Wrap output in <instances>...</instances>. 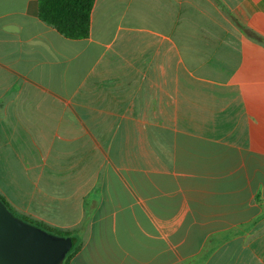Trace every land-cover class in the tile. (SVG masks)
<instances>
[{
	"label": "crops",
	"instance_id": "crops-1",
	"mask_svg": "<svg viewBox=\"0 0 264 264\" xmlns=\"http://www.w3.org/2000/svg\"><path fill=\"white\" fill-rule=\"evenodd\" d=\"M254 157L264 0H95L84 39L0 0V196L69 264H264Z\"/></svg>",
	"mask_w": 264,
	"mask_h": 264
},
{
	"label": "water",
	"instance_id": "water-1",
	"mask_svg": "<svg viewBox=\"0 0 264 264\" xmlns=\"http://www.w3.org/2000/svg\"><path fill=\"white\" fill-rule=\"evenodd\" d=\"M74 244L15 217L0 201V264H62Z\"/></svg>",
	"mask_w": 264,
	"mask_h": 264
},
{
	"label": "trees",
	"instance_id": "trees-1",
	"mask_svg": "<svg viewBox=\"0 0 264 264\" xmlns=\"http://www.w3.org/2000/svg\"><path fill=\"white\" fill-rule=\"evenodd\" d=\"M94 2L95 0H38V17L43 23L54 28L65 38L84 39L89 36L90 17ZM0 201L12 215L27 223L36 225L58 236L71 235L68 232L50 228L18 214L1 196ZM77 249V245L74 244L62 264H69L70 258Z\"/></svg>",
	"mask_w": 264,
	"mask_h": 264
},
{
	"label": "rangeland",
	"instance_id": "rangeland-1",
	"mask_svg": "<svg viewBox=\"0 0 264 264\" xmlns=\"http://www.w3.org/2000/svg\"><path fill=\"white\" fill-rule=\"evenodd\" d=\"M244 156H241V164H242V161H244V164H246V165H251V164H249V163H247L246 162V159H244L243 158ZM243 159V160H242ZM250 161H252V163L254 164V165H256V167L258 166V165H260V164H264V160L263 159H260L259 157H254V158H250L249 159ZM252 166V165H251ZM241 171H243V167L241 166ZM240 177L241 178H244V177H246V175L244 174V173H241V175H240ZM75 241H76V239H75Z\"/></svg>",
	"mask_w": 264,
	"mask_h": 264
}]
</instances>
